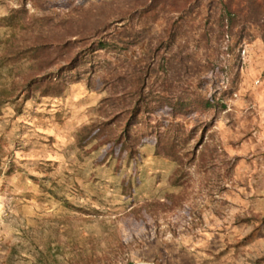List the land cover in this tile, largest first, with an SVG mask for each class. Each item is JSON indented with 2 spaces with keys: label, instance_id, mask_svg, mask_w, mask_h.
Instances as JSON below:
<instances>
[{
  "label": "rangeland",
  "instance_id": "374dc122",
  "mask_svg": "<svg viewBox=\"0 0 264 264\" xmlns=\"http://www.w3.org/2000/svg\"><path fill=\"white\" fill-rule=\"evenodd\" d=\"M136 1L0 0V18L24 6L73 37L124 27L143 44L173 29L181 86L224 108L141 118L128 157L96 133L76 143L107 111L98 76L0 106V264H264V0ZM172 139L192 159L175 183Z\"/></svg>",
  "mask_w": 264,
  "mask_h": 264
},
{
  "label": "trees",
  "instance_id": "16d2710c",
  "mask_svg": "<svg viewBox=\"0 0 264 264\" xmlns=\"http://www.w3.org/2000/svg\"><path fill=\"white\" fill-rule=\"evenodd\" d=\"M235 17L224 5L219 20L221 28L227 29L226 34H231L229 28ZM55 18L28 15L24 6L11 9L0 18V27L12 29V35L0 41V106L25 101L34 94L50 96L62 84L98 76L106 92L102 102L107 111L100 120L77 130L76 143L96 133L97 137L119 144L128 157L136 153L132 132L141 118L163 108L179 114L224 108L214 98L181 86L187 62L173 29L156 43L143 44L142 37H135L124 27L119 30L121 37H73L60 29L66 27L68 19ZM100 21H96L97 26L101 24L104 29L105 22ZM140 45L147 52L146 60L143 53L139 57L133 54V49ZM174 48L179 55L173 53ZM161 50L168 56L161 54ZM153 79L161 85L155 87ZM167 142L171 143L170 158L177 165L172 179L175 183L184 177L185 166L192 159L186 163L174 140Z\"/></svg>",
  "mask_w": 264,
  "mask_h": 264
}]
</instances>
